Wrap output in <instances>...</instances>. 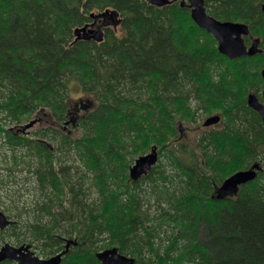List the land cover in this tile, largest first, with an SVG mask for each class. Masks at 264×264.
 <instances>
[{"label": "trees", "instance_id": "trees-1", "mask_svg": "<svg viewBox=\"0 0 264 264\" xmlns=\"http://www.w3.org/2000/svg\"><path fill=\"white\" fill-rule=\"evenodd\" d=\"M204 3L246 24L262 54L225 58L179 0H0V147L11 164L0 166V212L12 221L0 245L7 233L49 258L76 241L61 264H99L111 248L135 264H264V169L214 197L235 172L264 168V125L246 103L263 100L264 0ZM108 8L119 33L75 41L91 11ZM71 83L88 104L74 122ZM212 115L217 126L179 137V124ZM153 146L157 164L133 182L131 165Z\"/></svg>", "mask_w": 264, "mask_h": 264}, {"label": "water", "instance_id": "water-1", "mask_svg": "<svg viewBox=\"0 0 264 264\" xmlns=\"http://www.w3.org/2000/svg\"><path fill=\"white\" fill-rule=\"evenodd\" d=\"M147 2L155 7H163L171 3L170 0H147ZM180 7H186L190 10V18L193 23L206 33L211 35L217 43V51L229 60H236L242 58L253 57L260 53L258 47L259 39H253L251 45L248 47L245 43L244 37L249 36L250 31L246 24L231 21H219L206 12L204 0H180ZM264 12V5H262ZM93 20L103 19L102 24L111 26L113 29L119 24L118 12L115 10H106L99 14H90ZM75 41H94L100 43L103 40V33L88 29L87 25L82 28L74 30ZM261 76L264 78V68L261 70ZM247 106L255 111L264 125V104H262L255 94H249L246 99ZM87 103L81 105V109H86ZM74 115L71 118L73 122ZM219 116H212L205 120L204 127L217 124ZM34 122L27 125L30 128ZM180 132L182 126H179ZM158 160L157 148L153 146L148 154L139 156L134 164L129 169V177L133 182H137L142 176L146 175ZM262 167L258 163H254L249 169L237 171L228 178H226L220 186L215 188V199L223 200L228 197L237 195L240 186L247 184L255 179L257 172L261 171ZM10 224L0 213V230L5 229ZM76 242L68 241L65 251L49 258L42 259L31 252L29 246L15 247L6 244L0 250V262L9 260L16 264H60L62 256L67 251L69 245ZM96 259L100 264H135L133 258L120 254L117 249H107L96 253Z\"/></svg>", "mask_w": 264, "mask_h": 264}, {"label": "rangeland", "instance_id": "rangeland-1", "mask_svg": "<svg viewBox=\"0 0 264 264\" xmlns=\"http://www.w3.org/2000/svg\"><path fill=\"white\" fill-rule=\"evenodd\" d=\"M107 10L110 11L109 8ZM91 12L93 14H99V13H102L104 11H97V10L94 9ZM117 33H119V29H117ZM261 69H260V71H261ZM68 94H69V97L71 99V104L74 105V106H75V103H77V102H82V103H85L86 102V98L81 93L80 87L77 86L75 83H71V86L69 87ZM183 127H185L184 135L186 136V139H188L190 141L191 140H194L196 138V136L200 133L199 126H196L195 124L186 125V126L184 125ZM5 155L6 154L3 152L2 148L0 147V166H2L3 168H5V170H6V166L11 167V164H9L8 161H7L8 165L7 164H3V161H6V156ZM2 167H0V169ZM20 170L22 172L24 171L23 168H21ZM4 173H8V172L7 171H4ZM20 177H21L22 180H25V175L24 174H21ZM4 200H5V204H6L7 203L6 198ZM4 200H2V201H4ZM9 209H10V207H9ZM5 235L6 236H5V239L2 241V244L5 243V242L6 243H12V237H8L10 235L7 234V233Z\"/></svg>", "mask_w": 264, "mask_h": 264}, {"label": "flooded vegetation", "instance_id": "flooded-vegetation-1", "mask_svg": "<svg viewBox=\"0 0 264 264\" xmlns=\"http://www.w3.org/2000/svg\"><path fill=\"white\" fill-rule=\"evenodd\" d=\"M101 27H103L102 25H101V22H100V20H97L95 23H93V28L95 29H100ZM102 29V28H101ZM116 32V31H115ZM250 38V39H249ZM248 38V43H247V39H245V43H246V45L249 47L250 45H251V43H252V38H254V37H249ZM260 44V43H259ZM259 44H258V47H259ZM260 49V48H259ZM261 50V49H260ZM258 54H262V50H261V52L260 53H258ZM257 55V54H256ZM255 55V56H256ZM254 57V56H253ZM251 58V57H250ZM263 59H264V55H263ZM264 79V78H263ZM256 96H257V98H258V100L262 103V104H264V91L262 92V101L259 99V97H258V95L256 94V93H254ZM205 119H207V118H205ZM219 124V123H218ZM201 125H202V123H201ZM201 125H199V128L201 129L202 128V126ZM212 126H217V124H215V125H212ZM212 126H210V127H212ZM178 128H179V125H178ZM209 128V127H208ZM178 131H179V129H178ZM184 131H185V127H183V129H182V131L180 132L179 131V137L180 138H186V136L184 135ZM183 132V133H182ZM6 244H8V245H11L12 246V243H1V245H0V250H1V248H3ZM15 246V245H14ZM22 246V245H21ZM15 247H20V246H15ZM11 262L12 263V261H9V260H4V261H1L0 263H3V262ZM14 263V262H13Z\"/></svg>", "mask_w": 264, "mask_h": 264}]
</instances>
